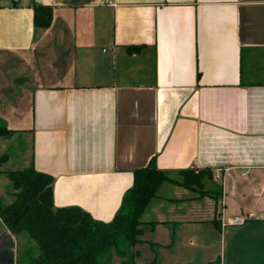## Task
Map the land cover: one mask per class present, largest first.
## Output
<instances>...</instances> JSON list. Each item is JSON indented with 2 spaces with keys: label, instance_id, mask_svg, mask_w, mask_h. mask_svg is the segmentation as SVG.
I'll return each instance as SVG.
<instances>
[{
  "label": "crops",
  "instance_id": "0c3cea01",
  "mask_svg": "<svg viewBox=\"0 0 264 264\" xmlns=\"http://www.w3.org/2000/svg\"><path fill=\"white\" fill-rule=\"evenodd\" d=\"M0 121L4 203L5 172L33 165L55 208L108 222L153 158L179 182L208 168L217 197L162 184L144 264H264V0H0ZM28 243L0 219V264Z\"/></svg>",
  "mask_w": 264,
  "mask_h": 264
},
{
  "label": "trees",
  "instance_id": "16d2710c",
  "mask_svg": "<svg viewBox=\"0 0 264 264\" xmlns=\"http://www.w3.org/2000/svg\"><path fill=\"white\" fill-rule=\"evenodd\" d=\"M33 9L34 25L50 27L53 7L35 3ZM138 49L128 48L130 52ZM12 134L13 130L0 121V138ZM8 159V153L0 154V168ZM5 173L13 200L10 203L0 200V219L13 234L29 238V243L20 248L17 264H111L114 251L134 248L140 242L145 225L142 216L164 182L197 190L201 196L218 195L204 189V179L213 177L210 169H183L179 182L159 169L153 158L147 166L134 171L133 186L124 195L114 218L105 222L78 207L55 208L54 177L33 165ZM147 264H157V259Z\"/></svg>",
  "mask_w": 264,
  "mask_h": 264
},
{
  "label": "rangeland",
  "instance_id": "374dc122",
  "mask_svg": "<svg viewBox=\"0 0 264 264\" xmlns=\"http://www.w3.org/2000/svg\"><path fill=\"white\" fill-rule=\"evenodd\" d=\"M144 246L145 245L143 244H139V245L137 244L134 248H128V249L122 248L121 249L122 252L114 251L111 264H144L146 261L149 260L148 258L149 249H147ZM132 251L134 253L138 251L139 255H134Z\"/></svg>",
  "mask_w": 264,
  "mask_h": 264
},
{
  "label": "built area",
  "instance_id": "2783aa9c",
  "mask_svg": "<svg viewBox=\"0 0 264 264\" xmlns=\"http://www.w3.org/2000/svg\"><path fill=\"white\" fill-rule=\"evenodd\" d=\"M218 178L221 180V179H222V175L220 174V175L218 176ZM241 223H243V220H241V219H239V218L233 219V220L231 221V224H241ZM215 264H222V263H221V262H218V263H215Z\"/></svg>",
  "mask_w": 264,
  "mask_h": 264
}]
</instances>
